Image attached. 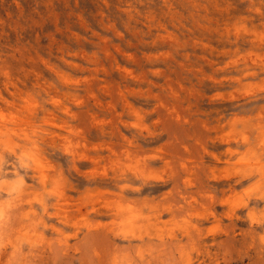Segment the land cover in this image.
Segmentation results:
<instances>
[{
    "label": "rangeland",
    "instance_id": "374dc122",
    "mask_svg": "<svg viewBox=\"0 0 264 264\" xmlns=\"http://www.w3.org/2000/svg\"><path fill=\"white\" fill-rule=\"evenodd\" d=\"M0 264H264V0H0Z\"/></svg>",
    "mask_w": 264,
    "mask_h": 264
}]
</instances>
